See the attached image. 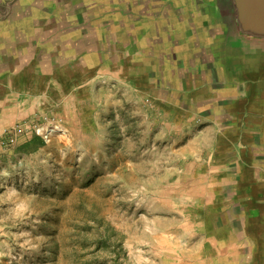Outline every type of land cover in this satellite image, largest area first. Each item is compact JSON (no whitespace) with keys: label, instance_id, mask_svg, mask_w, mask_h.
I'll use <instances>...</instances> for the list:
<instances>
[{"label":"rangeland","instance_id":"rangeland-1","mask_svg":"<svg viewBox=\"0 0 264 264\" xmlns=\"http://www.w3.org/2000/svg\"><path fill=\"white\" fill-rule=\"evenodd\" d=\"M229 3L38 0L0 34V264H264V84L236 72L264 60L226 57Z\"/></svg>","mask_w":264,"mask_h":264},{"label":"water","instance_id":"water-1","mask_svg":"<svg viewBox=\"0 0 264 264\" xmlns=\"http://www.w3.org/2000/svg\"><path fill=\"white\" fill-rule=\"evenodd\" d=\"M228 19L221 47L231 60L264 53V0H229Z\"/></svg>","mask_w":264,"mask_h":264},{"label":"crops","instance_id":"crops-1","mask_svg":"<svg viewBox=\"0 0 264 264\" xmlns=\"http://www.w3.org/2000/svg\"><path fill=\"white\" fill-rule=\"evenodd\" d=\"M36 1H38V0H27V1L20 0L21 4H23V5H21V6L12 5L11 8H9L10 13L7 16V18L4 21L0 22V34H5L7 36L6 33H11V34H13V33L18 34L19 33L22 35V33L23 34L26 33L25 31L23 32V30H24L25 26H28V24H29V27L31 26V28L36 26V18H38L39 15L38 16L33 15V13H31L32 10H31V7L29 5V3L36 2ZM10 2H11L10 0H0V9L1 10L4 9L5 6L9 7ZM52 2L55 3V0H52ZM35 4L36 3H34L32 6L35 7L36 6ZM19 11H21L20 14L18 13ZM11 12L16 13L15 14L16 16H14V14H11ZM54 16L55 15H53V17ZM30 17H32L34 19L31 20ZM19 26H21V27L19 28ZM4 28H5V30H4ZM2 29H3V31H2ZM28 33H31V31L29 30ZM15 42H17V41H15ZM11 47H12V45L4 44L0 40V65H1V63H3L2 60L5 58L3 56V54L5 52L8 53L9 50H12L13 47L12 48ZM260 57H259V60H262V59L264 60V53H262V55ZM235 62L236 61H233L231 63H235ZM236 68H237L236 72L242 71V73L245 74L246 76L253 75L254 80L256 79L257 81L264 84V64L252 65V66H250V65L246 66L243 64V66L238 65ZM235 75H232L231 77H235ZM237 76L238 75H236V77ZM231 82L234 83L233 80ZM250 89H251V85H250ZM253 97L256 98L255 101L258 99V96H256V95ZM236 98H237V96H235V99ZM259 99L260 100L257 101V104H261L264 102V98H259ZM231 103H230L231 107L229 106L231 109L230 113L232 115H235L236 118H237V115L245 116V113L247 115L250 114V115H255V116L261 115L263 113V112H260V109L262 108V106H256V104L254 106L251 105V106L244 107V106H241V102L239 103V101H237V100L232 101ZM233 125L236 126L237 124L235 123ZM238 125L243 126L241 123ZM250 126H252V125H250Z\"/></svg>","mask_w":264,"mask_h":264},{"label":"trees","instance_id":"trees-1","mask_svg":"<svg viewBox=\"0 0 264 264\" xmlns=\"http://www.w3.org/2000/svg\"><path fill=\"white\" fill-rule=\"evenodd\" d=\"M36 140L38 141V143H39L40 145H42V141H41L39 138L36 137Z\"/></svg>","mask_w":264,"mask_h":264},{"label":"flooded vegetation","instance_id":"flooded-vegetation-1","mask_svg":"<svg viewBox=\"0 0 264 264\" xmlns=\"http://www.w3.org/2000/svg\"><path fill=\"white\" fill-rule=\"evenodd\" d=\"M230 4V3H229ZM228 8L230 9V6L226 8V10L228 11ZM225 11V10H224ZM229 11L227 12V15H229Z\"/></svg>","mask_w":264,"mask_h":264}]
</instances>
